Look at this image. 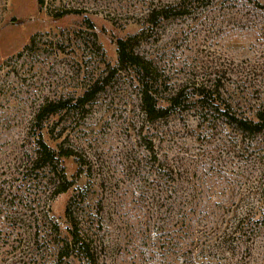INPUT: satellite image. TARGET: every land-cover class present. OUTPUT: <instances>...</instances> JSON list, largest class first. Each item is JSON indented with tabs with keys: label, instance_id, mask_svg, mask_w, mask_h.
<instances>
[{
	"label": "trees",
	"instance_id": "16d2710c",
	"mask_svg": "<svg viewBox=\"0 0 264 264\" xmlns=\"http://www.w3.org/2000/svg\"><path fill=\"white\" fill-rule=\"evenodd\" d=\"M132 1L140 11L135 16L139 30L116 41L115 65H105L79 93L64 91L41 98L32 108L27 126L19 128L18 178L12 179L20 188L24 183V192L32 190L39 197H51L74 189L76 179L88 180L85 187L74 189L70 195L63 226L49 216L48 210L43 214L41 228H34L37 240L31 264H105L101 254L106 249L108 226L103 202L98 200L94 208L86 201L91 167L84 168L86 162L78 159L76 146L61 139L67 126H60L59 120L61 114L85 111L95 96L124 72L136 82L140 113L146 123L195 111L205 136L215 121L224 131L217 150L201 149L192 156L177 147L183 158L160 157L155 152L150 155L148 150V157L134 154L128 158L130 183L126 192H130L132 202H140L130 207L118 196L114 210L118 206L125 219L130 257L138 264H264V76L252 79L240 75L238 82H232L238 85L231 89V95L221 90L216 80H209V86L194 81L188 88L184 85L169 90L153 56L136 50L139 40L166 20L199 10L207 22L246 24L264 33V4L259 0ZM37 2L40 7L46 4V0ZM89 11L77 0H53L52 17L82 16L85 30L60 29L52 36L35 35L13 58L20 65L46 62L50 56L61 62L70 48L80 51L83 56L77 65L85 66L101 51L95 34L87 33L94 30ZM47 47L54 53L44 54ZM52 117L59 118L48 128L45 123ZM46 136L56 142L54 147L47 144ZM216 151L220 157L226 152L231 166L221 165L214 157L218 156ZM69 158L77 165L70 180L62 166V160ZM231 174L234 180L227 176ZM251 178L254 183H250ZM38 248L41 255L35 253Z\"/></svg>",
	"mask_w": 264,
	"mask_h": 264
},
{
	"label": "rangeland",
	"instance_id": "374dc122",
	"mask_svg": "<svg viewBox=\"0 0 264 264\" xmlns=\"http://www.w3.org/2000/svg\"><path fill=\"white\" fill-rule=\"evenodd\" d=\"M77 1L90 9L87 15L94 30L87 33L95 34L97 45L101 47L99 53L80 67L77 64L83 55L70 48L66 49L61 62H55L56 58L50 56L45 58L46 62L20 65L13 57L35 35L52 36L60 29L85 30L82 16L52 17L49 11L53 0H46L44 7H40L37 0H0V65L11 57L6 65L0 66V264H31L30 255L34 253L37 240L34 232L36 226L41 228L43 214L48 210L49 216L63 226L70 195L74 194V189L88 183L86 177H81L76 179L74 189L51 197L48 194L39 197L32 190L24 192V183L20 188L19 182L12 179L18 178L15 169L21 150L19 128L27 126L32 108L41 98L64 91L79 93L105 65L113 67L116 41L127 39L139 30L135 16L140 11H136L132 0ZM259 1L264 4V0ZM201 16L199 10L197 14L166 20L139 40L136 50L153 56L169 90L184 85L188 88L194 81H204L209 86L216 80L222 86L220 89L231 95V89L238 85L232 82H238L240 75L252 76V79L264 76L262 30L253 31L246 24L223 26L215 21L207 22ZM45 50L46 55L54 53L49 47ZM137 92L136 82L129 74L118 73L85 111L61 114L59 120L60 126H67L61 139L66 140V145L76 146L78 159L86 162L84 168L91 167L86 201L90 207L98 200L103 202V217L108 226L104 239L106 249L101 254L105 264H138L130 257L132 247L124 231L125 219L118 206L114 210L118 196L130 207L140 202L139 199L132 202L130 192H126L130 183L128 158L134 154L148 157L151 152L160 157L183 158L177 147L193 156L201 149L217 150L222 138L224 140V131L216 127L218 121L205 136L195 111L184 113L180 118L171 116L146 123L140 113ZM58 118H50L46 127H52ZM45 139L48 145L55 146L56 142L49 136ZM225 153L220 157L216 151L219 158L214 157L221 160V165L231 166ZM62 166L67 178L73 179L77 170L74 160L64 159ZM227 176L235 179L234 174ZM252 180L250 183H254ZM42 250L44 252V248ZM35 251L42 254L39 248ZM32 264H41V261Z\"/></svg>",
	"mask_w": 264,
	"mask_h": 264
}]
</instances>
